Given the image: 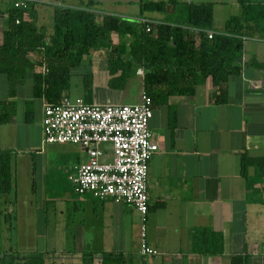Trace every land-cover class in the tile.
Instances as JSON below:
<instances>
[{
  "label": "crops",
  "instance_id": "obj_1",
  "mask_svg": "<svg viewBox=\"0 0 264 264\" xmlns=\"http://www.w3.org/2000/svg\"><path fill=\"white\" fill-rule=\"evenodd\" d=\"M73 1L64 3L70 6ZM193 2L213 4L218 31L236 15H225L228 1ZM231 2L238 13L237 0ZM9 7V0H0V45ZM91 11L163 20L158 13L142 17L139 0H95ZM36 14L38 24L47 20V29L51 24V33V10ZM118 43L117 36L114 44ZM106 59L102 52H91L72 72L63 95L91 104H137L142 76L130 78L122 89H110ZM263 64L264 36L245 37L241 72L223 85L226 103L215 104L208 78L192 96L153 104L149 128L159 150L149 163L145 239L158 254L151 256L139 253L140 217L131 206L74 192L69 177L87 159L81 147L43 143L44 100L34 97L33 78L44 74V67L29 71L14 95L6 74L0 72V117L7 119L0 122V152H10L13 174L12 192H0V264H27L26 259L35 255L43 256L45 264H102L104 256L118 260L116 264H232L234 256L243 257L244 264H264V180L248 188L240 172L242 154L264 158ZM86 76L92 79L89 92ZM169 106L177 114L173 130ZM248 173L253 177L252 168ZM198 228L220 233L223 253L194 252Z\"/></svg>",
  "mask_w": 264,
  "mask_h": 264
},
{
  "label": "trees",
  "instance_id": "obj_2",
  "mask_svg": "<svg viewBox=\"0 0 264 264\" xmlns=\"http://www.w3.org/2000/svg\"><path fill=\"white\" fill-rule=\"evenodd\" d=\"M94 1L74 0L68 8L38 7L26 13L11 7L4 11L7 25L0 45V72L6 74L11 94L14 95L29 71L43 66L44 74H34V97L58 104L70 88L72 72L91 52L99 51L107 58L110 89L124 88L142 70L143 90L152 104L168 105L171 97L194 95L196 87L210 78L215 104H223L227 101L223 85L241 72L244 38L264 36V0H237L239 13L230 16L221 31L214 27L212 3L139 0L142 17L145 13L163 16L162 22L157 23L96 14L91 11ZM39 9L51 10V33L46 25L38 24ZM147 26L150 32L146 31ZM207 31L214 32L211 39ZM112 34L118 36V44L112 42ZM91 81L89 76L84 78L88 92ZM3 106L0 103V109ZM6 120L0 117V122ZM176 121V110L169 106L172 130ZM11 159L9 151L0 152L3 194L13 190ZM240 168L248 188L264 180V158H252L244 153ZM250 168L254 171L251 178ZM193 251L206 255L223 253L222 235L212 229H195ZM26 262L45 264V259L35 255ZM115 262L119 261L104 256L102 264ZM232 264H244V258L234 256Z\"/></svg>",
  "mask_w": 264,
  "mask_h": 264
},
{
  "label": "built area",
  "instance_id": "obj_3",
  "mask_svg": "<svg viewBox=\"0 0 264 264\" xmlns=\"http://www.w3.org/2000/svg\"><path fill=\"white\" fill-rule=\"evenodd\" d=\"M9 1L12 9L24 13L38 7H69L64 0ZM207 35L211 39L214 32ZM137 74L143 76L142 70ZM152 116L153 104L144 90L137 104H87L66 95L58 104H43V143L75 144L86 154V161L69 177L74 192L131 206L140 217L141 256L158 254L145 239L149 163L159 150L149 128Z\"/></svg>",
  "mask_w": 264,
  "mask_h": 264
},
{
  "label": "rangeland",
  "instance_id": "obj_4",
  "mask_svg": "<svg viewBox=\"0 0 264 264\" xmlns=\"http://www.w3.org/2000/svg\"><path fill=\"white\" fill-rule=\"evenodd\" d=\"M222 1H228L229 2L228 6L224 8L225 15L228 16V14L230 15V14H238L239 13V11H238V13H236V8L234 6H231V4H232L231 0H222ZM230 9H232L231 13L229 12ZM98 20H100V19H98ZM46 22H47V20H42V21L39 22V24L40 25H47ZM50 27H51V24L49 25L48 29H50ZM111 38H112V42L113 43L117 42V35L116 34H112Z\"/></svg>",
  "mask_w": 264,
  "mask_h": 264
}]
</instances>
